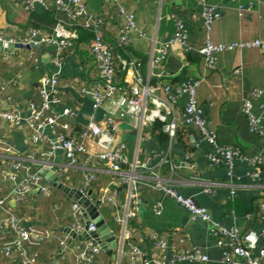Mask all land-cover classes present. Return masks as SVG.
<instances>
[{
    "label": "crops",
    "instance_id": "crops-1",
    "mask_svg": "<svg viewBox=\"0 0 264 264\" xmlns=\"http://www.w3.org/2000/svg\"><path fill=\"white\" fill-rule=\"evenodd\" d=\"M85 1L92 13L106 15L107 22L102 30L105 38L115 45L116 35L121 31L123 18L117 14L114 6L107 4L104 0ZM209 1L218 6L220 17L207 33L197 0L176 2L123 0L128 9L136 13L138 27L146 34L145 36L138 32L131 34V44L126 51V56L132 60H140L141 71L153 83L176 82L186 74L202 77L203 81L197 89L198 103L205 110L210 130L217 134L220 144L239 146L241 150L251 155L261 154L263 157L260 165L261 177L260 179L252 178L250 173L253 166L245 160L237 161L231 174L225 164H209L205 157L207 144L200 143L202 135L195 126H186L185 129L190 140V148L177 137L171 152V157L176 164L187 159L190 166L174 168L166 161L159 166L160 158L152 155L150 150L165 149L167 143H160L147 131L146 140L143 141L137 156L136 171L139 176L148 182L153 180L154 173L160 168L161 176L180 193L192 197L198 205L205 207L212 220L193 218L189 211L174 199L165 196L148 184H139L135 192L138 200L137 215L130 220L128 227L133 232L131 242L142 249L148 257L154 255L149 237L151 232L169 231L171 236L168 239L172 245L183 246L180 241L182 237L186 240L184 245L202 247L209 253L210 261L203 264H221V250L217 246L216 237L211 234V227L219 223L228 226L236 225L242 230L250 227L259 230L264 228V207H262L264 204V133L258 134L249 130L247 117L241 109L243 100L247 98L251 99L255 113L262 112L260 104L264 102V52L257 47L227 49L218 54L215 67L208 69L204 65L202 55L186 51L181 44L175 43L161 66L154 67L150 62L154 47L170 39L175 31V21L171 17L173 13L184 20L190 43L194 46L201 45L207 37L214 43L231 44L264 35V0ZM240 7L243 9L240 10ZM53 9L56 11L57 22L69 21L66 15L57 12L53 0H45L44 4L38 3L32 12L14 0H0V28L10 35L20 36L29 26H36L32 18L33 12L44 13ZM82 29L77 28L76 49L66 59L60 80L63 103H76L77 107V115L67 119L70 125L67 132L70 134H75L78 128L83 127L89 120V114L93 112L91 98H81L76 92V88L84 83L90 85L85 67L88 64V48L92 38L80 39ZM155 39L157 43L154 42ZM35 54L40 59L39 63L32 60L30 49L26 47L14 49L7 59L3 51H0V79L8 83L6 94L21 105L24 114H26L25 104L28 100L40 101L37 85L45 70L51 68L50 61L43 58L38 47L35 48ZM114 59L119 65L120 50H114ZM19 74L21 75L19 83L13 85L11 80ZM253 88L263 90L261 97L255 98L251 95ZM78 96V100H81L79 104L76 100ZM186 100V96L178 99L176 110L179 113L183 111ZM7 104H9L8 101L5 105ZM55 108L61 110L60 105H55ZM97 116L101 119L102 113L98 112ZM123 123H128L131 128H121L119 138L130 146V159H134L136 133L129 119L121 120L120 124ZM0 139L11 141L14 145V148L8 149L7 145L0 143V167L10 164L17 158H23L25 164L32 165L33 170H36L37 167L29 160V156L33 154L38 158L39 153L48 148L47 144L33 145L30 131L26 126L15 127L6 121H0ZM55 163L67 164V159L58 152ZM100 169L97 180L88 188V191L92 189L91 199L95 202L100 187L115 180V176L107 169ZM88 172V167L82 158L79 164L69 168L65 176L59 174L58 177L64 184L78 187L84 185ZM45 182L52 188L50 196H44L35 191L29 195L25 204L17 208L25 217L26 223L47 229L51 234L49 239L30 247V251L39 252V264H130L129 248L123 240V227L114 219L113 206L110 202H105L99 206V209L116 235V260L102 250L94 263H78L75 258V249L85 240H76L73 237L70 238V248L62 253L58 237L66 233V228L73 222L74 200L46 179ZM0 187L1 195L9 196L12 184L1 175ZM112 187L115 186L112 185ZM207 188L211 191H206ZM120 190L122 191L120 197L124 202L123 210H125L127 195L123 186ZM157 202L162 204L160 214H157L154 209ZM9 204L14 206L12 199L9 200ZM6 239L0 235V246ZM260 243L264 245L263 237ZM21 261L17 251L10 258L0 254V264H20ZM177 264L196 263L184 260Z\"/></svg>",
    "mask_w": 264,
    "mask_h": 264
},
{
    "label": "built area",
    "instance_id": "built-area-1",
    "mask_svg": "<svg viewBox=\"0 0 264 264\" xmlns=\"http://www.w3.org/2000/svg\"><path fill=\"white\" fill-rule=\"evenodd\" d=\"M22 4L28 11L35 10L38 3L45 0H14ZM58 13L67 16L68 22L59 20L51 31L31 25L27 31L20 35H10L0 28V46L9 44L31 45L30 57L35 63H39V57L35 54L38 44H43L49 49V61L51 68L45 70L37 85L40 101L28 100L25 104L26 114L16 100L7 95V82L0 79V121L11 123L15 127L26 126L31 134L33 145L47 144L48 148L39 153V157L32 155L29 160L37 167L25 164L23 158H17L8 165L0 167V175L11 182L12 190L9 196L1 195L0 187V235L6 237L0 246V254L10 258L15 251L21 256L20 264H39V252L30 251V247L38 242L50 238L47 229L38 228L26 223L25 217L18 211V206L25 204L29 195L37 191L44 196L52 194V188L45 182L40 169L54 172L57 176L66 175L69 168L79 164L83 158L88 167L84 185L75 187L83 195L88 196V188L97 180L100 168H105L115 176V180L103 185L98 190L96 203L102 206L110 202L113 206L114 219L123 227V240L128 245L130 264H177L180 261H189L203 264L210 261L209 253L202 247L184 245L186 240L180 238L181 245H172L168 237L169 231L154 230L150 234L154 255L146 256L142 249L131 242L133 232L128 225L137 215L138 200L136 188L139 184H148L153 189L174 199L179 205L189 211L193 218H203L211 221L212 217L205 207L198 205L190 196L180 193L160 173L161 164L169 162L172 167H189V160L185 159L175 163L171 157L172 146L177 139V131L181 125L195 126L201 132L202 145L207 144L205 157L209 164H225L229 174L237 161L245 160L253 166L250 175L253 179H260V165L263 162L261 154H247L239 146L220 144L217 134L210 130L204 108L198 103L197 89L201 85L202 77H193L186 74L181 80L167 83H153L141 71L140 60L127 58L126 51L131 44V34L138 32L145 36V32L138 27L136 13L126 6L123 0H104L115 7L116 12L123 18L121 31L116 35L114 45L105 38L102 27L106 25L107 18L104 14H94L87 6L85 0H53ZM176 2L178 0H169ZM199 13L203 18V26L207 33L214 22L219 19L218 6L209 0H197ZM252 5V3H251ZM243 7H240V10ZM175 21V31L170 39L163 41L154 47L150 62L154 67L161 66L173 44H181L186 51L196 52L203 56L204 65L208 69L215 67L217 56L227 49L257 47L264 52V35L243 40L231 44L214 43L209 37L199 46L190 43L189 32L184 20L177 14H171ZM81 27L93 34L89 45L88 64L85 67L87 81L76 88L81 98L90 97L93 112L88 116V122L78 128L75 134L69 130L68 118L77 115L76 103H63V91L60 88V80L63 76V68L66 59L76 49L75 40L78 38L77 28ZM155 43L156 39L154 40ZM159 43V42H158ZM20 47H14L17 49ZM3 51L5 59L10 52ZM120 50V64H116L114 50ZM20 74L11 80L13 85L19 83ZM263 90L253 88L251 95L261 97ZM79 96L76 98L78 100ZM186 96L183 111L176 110L178 99ZM75 100V101H76ZM8 101L9 104H6ZM81 100L77 101L79 104ZM60 105L61 110L55 108ZM259 114L253 110L251 99L242 102V112L247 117L248 127L251 132L263 134L264 102L260 104ZM102 113L98 118L97 113ZM130 120L132 129L136 133L134 147L135 157L130 159V146L121 141V120ZM156 119L164 121L163 130L168 135L167 148L151 149L150 153L160 158L159 170L154 173L153 180L148 182L137 173L138 153L141 151L146 133L150 131ZM0 143L7 145L8 149L14 148L11 141L0 139ZM61 152L67 159V164H56V155ZM115 186V187H112ZM125 188L127 195L126 209L123 210L120 187ZM211 191L210 188L205 189ZM13 200L14 206L9 204ZM264 207V204H262ZM155 212H162L161 202L154 206ZM73 222L70 228L77 234L96 230L94 222L86 225L82 211V205L73 201ZM212 236L216 237L217 246L221 250V264H264V245L260 243L264 238L262 230L250 227L242 230L236 225L215 224L211 227ZM66 232L58 237L59 245L63 253L70 248V238ZM102 247L94 239L90 238L81 242L75 249V258L78 263H94L102 252ZM114 264V263H111ZM118 264V263H117Z\"/></svg>",
    "mask_w": 264,
    "mask_h": 264
},
{
    "label": "water",
    "instance_id": "water-1",
    "mask_svg": "<svg viewBox=\"0 0 264 264\" xmlns=\"http://www.w3.org/2000/svg\"><path fill=\"white\" fill-rule=\"evenodd\" d=\"M16 46L20 48L31 47V45L9 44L6 46H0V51H11ZM38 48L41 50L43 58L48 60L50 55L49 49L43 44H38ZM194 136L196 137V135ZM40 173L44 176L47 182L57 187L58 189L66 193L69 197H71L74 201H77L82 205V211L85 217L86 225H88L91 221L96 225V230L91 232L90 234H88L87 232L77 234L70 227L66 228V232H68L76 240H88L90 238H94L100 244L104 252L107 255L111 256L112 259L116 260V235L110 228L97 203L91 199L92 189L88 191V196H86L83 195L77 188L70 187L67 184H64L54 172L48 171L46 169H40Z\"/></svg>",
    "mask_w": 264,
    "mask_h": 264
},
{
    "label": "trees",
    "instance_id": "trees-1",
    "mask_svg": "<svg viewBox=\"0 0 264 264\" xmlns=\"http://www.w3.org/2000/svg\"><path fill=\"white\" fill-rule=\"evenodd\" d=\"M32 18L36 26L38 25V27H44L48 31H51L57 22L56 11L54 9L44 13L33 12ZM80 32V39H91L93 37V34L91 32L89 33V31L82 29ZM163 125L164 121L156 119L149 132L151 135L156 137L160 143L166 144L168 143L169 138L167 133H165L163 130ZM185 129L186 126L179 128L177 131V137L182 139L185 145L190 148V140Z\"/></svg>",
    "mask_w": 264,
    "mask_h": 264
},
{
    "label": "rangeland",
    "instance_id": "rangeland-1",
    "mask_svg": "<svg viewBox=\"0 0 264 264\" xmlns=\"http://www.w3.org/2000/svg\"><path fill=\"white\" fill-rule=\"evenodd\" d=\"M121 128H124V129H128V128H131L130 125L128 123H123L120 125Z\"/></svg>",
    "mask_w": 264,
    "mask_h": 264
}]
</instances>
